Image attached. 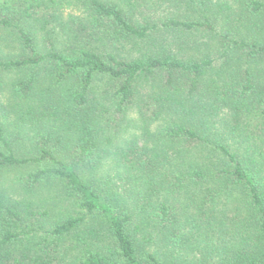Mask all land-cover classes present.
<instances>
[{
    "label": "trees",
    "instance_id": "16d2710c",
    "mask_svg": "<svg viewBox=\"0 0 264 264\" xmlns=\"http://www.w3.org/2000/svg\"><path fill=\"white\" fill-rule=\"evenodd\" d=\"M0 264H264V0H0Z\"/></svg>",
    "mask_w": 264,
    "mask_h": 264
}]
</instances>
